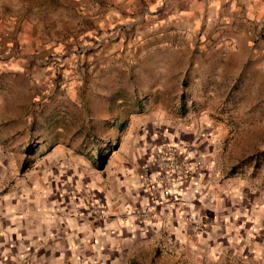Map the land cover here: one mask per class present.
Listing matches in <instances>:
<instances>
[{"label":"rangeland","instance_id":"rangeland-1","mask_svg":"<svg viewBox=\"0 0 264 264\" xmlns=\"http://www.w3.org/2000/svg\"><path fill=\"white\" fill-rule=\"evenodd\" d=\"M103 7L101 0H0V27L14 20L37 24L42 32L33 51L16 44L0 53V264H176L156 239L158 228L129 225L153 214L136 217L126 215L132 206L122 213L110 207V190L121 186L108 167L114 156L133 165L145 148L152 152L159 145L185 152L193 145L215 159L203 203L214 212L211 237H199L214 251L198 255L196 263L229 264L228 254L254 249L262 258L253 263L264 264V97L249 92L259 82L220 77L206 94L173 75L174 64L162 76L157 65L153 72L145 65L126 69L92 38H79L93 30ZM51 36L56 44L45 47ZM98 56L117 64L95 83L89 75ZM49 65L55 77L34 76ZM186 97L200 102L196 109ZM118 118L126 123L121 131L112 123ZM140 138L146 145L138 144ZM181 211L180 222L192 214L203 225L196 210ZM108 218L126 225L108 233L102 220ZM193 259L186 254L183 264Z\"/></svg>","mask_w":264,"mask_h":264},{"label":"crops","instance_id":"crops-1","mask_svg":"<svg viewBox=\"0 0 264 264\" xmlns=\"http://www.w3.org/2000/svg\"><path fill=\"white\" fill-rule=\"evenodd\" d=\"M101 1L105 2V7L93 22V30L88 34L83 32L79 38H92L100 45L104 54H113L119 62L122 59L126 69L128 66L145 65L148 68L146 72H150V69L153 72L154 66L157 65L158 75L162 76L163 72L166 73V66L174 64L178 67L172 70L173 75L179 80L188 78L194 82L198 92L204 90L206 94L209 93V86H213L212 82L220 80V77L227 80L241 77L243 80L259 82V85L250 88L249 92H253L254 97L258 96V99L264 97L261 92V82H264V0ZM73 8L76 9V6ZM67 9H70V6H67ZM6 26L7 28L0 27V53L4 49L14 48L16 44L22 52L26 51L23 46L27 45L31 46L30 51H33L42 41V32L37 24L11 20ZM51 37L45 47L56 44L52 40L55 37ZM121 53L123 55H120ZM32 58L30 56L27 61H32ZM96 58L93 64L95 68L90 71L89 76L98 83L107 73L112 74V66L117 63L111 61L110 57ZM111 58L113 59L112 55ZM45 68L39 69L34 76L38 79L44 78L43 76L52 78L54 68L51 65ZM120 75L124 80L130 77L128 73ZM66 76L68 74L61 75L63 79ZM74 76L79 77L78 74ZM150 77L152 76L146 73L143 79L149 80ZM107 80L112 81V78ZM94 90L101 91V85ZM192 97L197 98V95ZM185 102L194 110L199 101L186 97ZM139 140L138 144L146 145L144 138ZM186 148L187 152H179L185 155L190 170L187 176L177 180L172 188L171 196L175 201L173 206L167 203L168 197L162 195L158 186H155L151 194L143 184L145 167L155 171L151 151L145 148L133 165L126 164V159H122L124 162L115 160V156L111 166L109 164V171L116 172L121 178V181L118 180L121 183L119 191L115 193L110 190L109 196L113 200L110 207L115 213H122L136 204L152 205L155 212L151 217L142 222L131 219L129 225L158 228L156 239L163 243L164 252L168 250L172 254L171 258L177 261L176 264H183L186 254L194 258L190 260V264H197L198 255L204 252L202 255L208 257L214 251L203 244L199 237H211L207 232L210 230L214 212L203 205L208 199L204 194H208L211 188L209 185L214 179L212 176L215 171L210 168L213 167L215 159L212 154H203L193 145ZM225 171V177H228L229 169ZM200 207L203 210H200ZM242 208H245L244 204ZM183 209H194L197 215L201 214L200 220L204 227L202 232L193 233L187 223L178 220ZM232 215L235 217L233 212L229 217ZM45 220L47 221L46 217ZM102 220L104 231L108 233L117 231L120 225L122 228L126 225L114 218ZM252 250L248 253L243 250L237 256L228 254L229 264H254L253 261L261 259L262 255L253 253ZM250 256L254 260H247ZM206 264H209L208 259Z\"/></svg>","mask_w":264,"mask_h":264},{"label":"built area","instance_id":"built-area-1","mask_svg":"<svg viewBox=\"0 0 264 264\" xmlns=\"http://www.w3.org/2000/svg\"><path fill=\"white\" fill-rule=\"evenodd\" d=\"M151 158L155 171L148 166L145 167L143 179L146 187L152 194L155 186H158L162 195L168 197L169 200L176 181L187 176L190 166L185 155L169 145L155 147L151 152ZM153 212L154 207L145 204L132 207L126 212V215L149 217ZM182 220L189 223L195 233L203 228L200 221H197L192 214L184 215Z\"/></svg>","mask_w":264,"mask_h":264},{"label":"trees","instance_id":"trees-1","mask_svg":"<svg viewBox=\"0 0 264 264\" xmlns=\"http://www.w3.org/2000/svg\"><path fill=\"white\" fill-rule=\"evenodd\" d=\"M135 96V95H134ZM184 96V94H182L181 95V97H180V100H182V97ZM141 98L140 97H138V101L140 100ZM114 100V99H113ZM116 101H120V99L118 98ZM184 101H185V99H184ZM136 105H139V102H137L136 101ZM112 123H114L115 124V126H116V128H117V130L118 131H121L124 127H125V119L124 118H118L117 120H115V121H113ZM111 147V146H110ZM263 154H264V152H262ZM264 159V158H263ZM262 159V160H263ZM259 160H260V158H259ZM95 161H96V166L97 167H102V165H103V161H102V159L100 158V156L99 155H96V157H95ZM259 166V165H258ZM235 169V168H234Z\"/></svg>","mask_w":264,"mask_h":264}]
</instances>
